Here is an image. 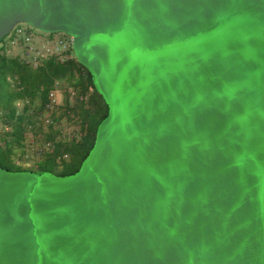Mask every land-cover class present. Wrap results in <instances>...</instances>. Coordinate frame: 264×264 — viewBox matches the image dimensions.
<instances>
[{"label": "water", "instance_id": "obj_1", "mask_svg": "<svg viewBox=\"0 0 264 264\" xmlns=\"http://www.w3.org/2000/svg\"><path fill=\"white\" fill-rule=\"evenodd\" d=\"M18 24L108 113L76 173L0 167V264H264V0H0Z\"/></svg>", "mask_w": 264, "mask_h": 264}, {"label": "trees", "instance_id": "obj_2", "mask_svg": "<svg viewBox=\"0 0 264 264\" xmlns=\"http://www.w3.org/2000/svg\"><path fill=\"white\" fill-rule=\"evenodd\" d=\"M23 53L16 57L0 55V127L8 128L0 132V167L9 172L28 171L15 166L10 157L14 148L23 147L22 143L28 133H33L31 125L36 113L31 108L38 101L40 109H44L49 90L58 82L76 92L75 104L61 108V116H68V111L71 112L83 135L79 141L72 139L69 143L61 140L57 142L54 136L58 134V129L54 131L48 128V132L43 135L44 141L53 142L54 147L38 165V171L57 176L74 174L92 149L97 128L107 116L108 107L97 93L89 72L75 58L72 48L63 59L58 55L41 58L37 68L31 66L25 49ZM15 78L18 82L16 86L9 82ZM17 102L23 104L21 110L15 107ZM37 133L34 131L33 136ZM63 154H67L70 160L63 161V172L55 174L57 158Z\"/></svg>", "mask_w": 264, "mask_h": 264}, {"label": "built area", "instance_id": "obj_3", "mask_svg": "<svg viewBox=\"0 0 264 264\" xmlns=\"http://www.w3.org/2000/svg\"><path fill=\"white\" fill-rule=\"evenodd\" d=\"M11 34V33H10ZM38 38L41 43V48L36 49L33 42ZM18 41H21L25 46V55L28 57L29 62L33 68H37L39 66V61L41 58H45L49 55H58L61 59L67 57L68 51L72 48V38L63 33H55V34H39L34 33L28 26L25 24L16 25L12 30V34L10 38H8L6 44L1 46L0 55H3V52H7V48L13 46ZM9 82L12 85H17V79H10ZM62 83H54V86L49 90L47 95L46 105L44 107L45 111H54L59 108V94L61 90ZM70 97L72 98L76 93L74 90L69 89ZM70 98V99H71ZM18 110L23 108V104L21 102H17L15 106ZM42 125L46 128H52L54 131H57V123L50 117L44 116L42 121ZM8 128L5 127L4 131H7ZM61 136L64 138L65 135ZM60 137V135H59ZM53 142L51 141H43L39 144L35 141H27L24 145V153L17 158L16 162L19 165L27 166L31 160L35 158L45 157L52 149ZM68 158L67 154L60 155L57 158V164H61L65 159Z\"/></svg>", "mask_w": 264, "mask_h": 264}, {"label": "rangeland", "instance_id": "obj_4", "mask_svg": "<svg viewBox=\"0 0 264 264\" xmlns=\"http://www.w3.org/2000/svg\"><path fill=\"white\" fill-rule=\"evenodd\" d=\"M18 25H20V24H18ZM26 26H28V25H26ZM28 27L34 33L45 34V33L41 32V31H39L33 27H30V26H28ZM11 34H12V32H11ZM11 34H9L7 37H5L2 40V43H0V51H1V49H3V48H1V46L2 45L4 46L6 44L8 38H10ZM41 43H42V41H40L38 38H36L33 42L36 49L41 48ZM24 49H25V46L20 41H18L13 46L8 47L7 52L6 51L3 52V55H7L8 57L20 56V55L24 54L23 53ZM67 88L68 87L66 85L62 84L60 94H59L60 95L59 96V108H57V110L45 111L42 108L40 109V105H39L38 101H36L35 107L31 108V110L36 114H34L35 119H32V125H31L32 126L31 129H32L33 133L29 132L28 135L26 136L28 141H35V142H37V144L44 141L43 135H45V133H47L49 130L48 128H46L42 125V121L44 119V116L52 118L57 123L58 134L56 135V137L54 136L55 141L59 142L61 140V141H64L65 143H69L72 141V139H75L76 141H79L81 139L83 134L80 130V126L77 123L74 115L68 111V116L67 115L61 116V108L67 107L66 106L67 104L69 107H71L76 102L77 95L75 94L71 98L70 94H69V88L68 89ZM86 98H87V96H86ZM55 118H57V120H55ZM58 118H59V120H58ZM0 128L2 129V131H0V132H3L5 127L1 126ZM34 131L38 132L35 136H33ZM61 134L65 135V137L63 138L61 136ZM59 135H60V137H59ZM42 158H44V157H42ZM38 159H40V158H38ZM69 160H70V157L68 156V158L65 159V161L68 162ZM23 168L24 169H29V168L32 169V168H37V167H35V164H34L31 166H23ZM62 169H63L62 164H58V166L54 169L55 174L62 173L63 172Z\"/></svg>", "mask_w": 264, "mask_h": 264}, {"label": "crops", "instance_id": "obj_5", "mask_svg": "<svg viewBox=\"0 0 264 264\" xmlns=\"http://www.w3.org/2000/svg\"><path fill=\"white\" fill-rule=\"evenodd\" d=\"M27 141H28L27 140V137H25V139H24V141L22 143L23 144V147H21L20 149L19 148H14L13 154L10 157L11 161L13 160L12 162L14 163V165L17 166V167H21L22 169H24L23 166L22 165H19L16 162V160H17L18 157H20L24 153V151H23L24 150V145L26 144ZM43 161H44V158H40V159L35 158V159L31 160L30 163L27 166H31V165H34L35 164V167H37V168H32V169L29 168V169H26V170H28V171H38L39 170L38 169V165L40 163H42Z\"/></svg>", "mask_w": 264, "mask_h": 264}]
</instances>
